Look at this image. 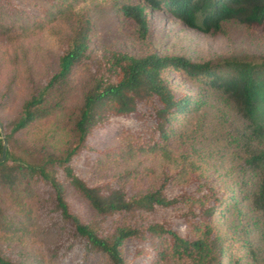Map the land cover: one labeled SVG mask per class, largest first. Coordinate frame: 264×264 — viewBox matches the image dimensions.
<instances>
[{
    "label": "trees",
    "instance_id": "trees-1",
    "mask_svg": "<svg viewBox=\"0 0 264 264\" xmlns=\"http://www.w3.org/2000/svg\"><path fill=\"white\" fill-rule=\"evenodd\" d=\"M86 1L93 0H0V35L17 37L15 30L25 33L64 15L69 24V44L54 71L3 124L8 145L0 193L10 201L0 196V229L11 230L16 214L36 211L45 242L33 264H85L92 256L102 258L98 264H264V56L190 61L150 48L137 56L106 50L67 113L68 140L11 146L16 132L62 106L55 87L89 60L88 11L72 7ZM24 2L39 11L28 12ZM113 8L144 44L154 12L210 36L229 24L264 35V0H116ZM183 80L201 91L192 95L171 84ZM207 91L242 122L233 135H218L222 122L205 113ZM206 120L218 137L198 143ZM83 153L93 168L105 169L92 184L73 166ZM66 188L103 220H118L113 228L83 222ZM32 194L37 204L30 209L23 198ZM16 253L1 252L0 264H29L23 249Z\"/></svg>",
    "mask_w": 264,
    "mask_h": 264
},
{
    "label": "rangeland",
    "instance_id": "rangeland-1",
    "mask_svg": "<svg viewBox=\"0 0 264 264\" xmlns=\"http://www.w3.org/2000/svg\"><path fill=\"white\" fill-rule=\"evenodd\" d=\"M114 2L116 0H93L91 3L86 1L80 6L72 4L73 10L83 6L88 11L91 23L89 33L91 56L88 61L75 65L64 82L55 87L54 94L61 97L62 106L28 130L16 132L10 142L12 147L30 148L46 145L49 141L61 144L68 140L69 134L63 127L67 123V113L79 103L80 94L95 70V60L106 50H123L137 56L150 48L158 55H179L190 61H216L234 56L257 59L264 56V35L254 26L245 30L238 24H229L223 33L210 36L185 27L179 21L157 12L150 16V41L144 44L134 38L132 31L119 22L114 13ZM24 4L23 7L27 5L30 13L39 11L37 6L28 5L26 2ZM66 17V15L61 16L56 21L41 25L39 28L35 25L27 27L25 33H18L15 30L17 37L0 35V124L3 133V124L15 116L19 106L30 93L45 83L56 67L57 56L67 48L69 42L65 32L69 24ZM171 84L192 95L201 91L198 84L187 80ZM206 95L205 113H208V117L218 118L222 122L223 131H220L223 133L218 135L224 133L233 135L238 128L237 125L241 126L242 122L226 111L228 109L216 98L215 93L207 91ZM216 130L219 129H215L209 120H206L202 134L198 137V143H207L212 136L217 139ZM73 166L78 175L89 184L95 182L105 171V169L93 168L87 162L85 153L74 162ZM43 188V186L35 188L38 190L37 197L41 201L46 197ZM0 196L5 203L10 201L7 193L1 192ZM33 196L34 194L23 198L24 204L32 205L30 209L35 208L37 204V199ZM65 196L71 209L76 211L83 222L97 223L103 230H107L113 228V224L118 221L108 220L109 218L103 220L72 188H66ZM30 211L29 217L32 213V220L23 214H16L11 230L0 229V253L13 257L20 248L25 251L26 256H30L26 257L29 264H33L30 260L39 257L45 239L36 231L37 222L33 220L36 211ZM72 260L74 259L69 263ZM101 260L99 256H92L85 264H98ZM57 261L59 260H56V264H64L63 261L61 263Z\"/></svg>",
    "mask_w": 264,
    "mask_h": 264
},
{
    "label": "water",
    "instance_id": "water-1",
    "mask_svg": "<svg viewBox=\"0 0 264 264\" xmlns=\"http://www.w3.org/2000/svg\"><path fill=\"white\" fill-rule=\"evenodd\" d=\"M0 140H1V149H0V162H2L5 158V151H6V140H5V136L0 124Z\"/></svg>",
    "mask_w": 264,
    "mask_h": 264
}]
</instances>
